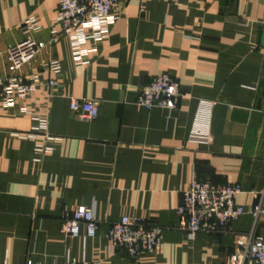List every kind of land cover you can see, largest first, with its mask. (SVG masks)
<instances>
[{
  "label": "crops",
  "instance_id": "0c3cea01",
  "mask_svg": "<svg viewBox=\"0 0 264 264\" xmlns=\"http://www.w3.org/2000/svg\"><path fill=\"white\" fill-rule=\"evenodd\" d=\"M59 1L0 0V78L11 74L8 50L27 19L46 45L20 71L38 76L34 91L12 109L0 101V264H64L68 253L101 264H225L239 236L264 238V216L255 224L250 214L264 193V0H128L87 66L66 35L51 41L62 29ZM55 59L61 73L50 87ZM165 73L181 86L177 108L139 106L141 84ZM71 98L96 101L98 117L81 120ZM201 101L214 103L208 144L191 139ZM42 115L57 140L38 160ZM195 179L242 186L236 202L247 213L226 235L188 240L177 229ZM93 205L95 236H65L68 215ZM124 216L164 228L159 254L112 250L107 233Z\"/></svg>",
  "mask_w": 264,
  "mask_h": 264
},
{
  "label": "built area",
  "instance_id": "2783aa9c",
  "mask_svg": "<svg viewBox=\"0 0 264 264\" xmlns=\"http://www.w3.org/2000/svg\"><path fill=\"white\" fill-rule=\"evenodd\" d=\"M127 1L60 0L55 19L62 25V29L53 30L51 41L66 35L71 41L75 63L79 66L89 65L90 56L96 53L99 46L109 37L110 28L117 22ZM39 30L41 25L36 18L27 19L22 26L25 38L8 50L11 74L0 78V101L5 108L12 109L18 103L24 102L38 85V76L24 77L20 71L45 49V43L31 36ZM48 69L53 75L49 86L53 87L61 73L60 61L51 60ZM182 97L179 82L171 74L165 73L141 84L137 104L148 110H174ZM213 106V102H200L191 133L192 140L207 144L212 141L210 117ZM70 108L78 113L81 120L87 122L95 120L99 115V105L93 100L71 98ZM21 111L25 113L27 108L22 107ZM48 126L46 115L34 117L33 132L42 137L35 148L38 160L53 151L52 144L57 140L48 133ZM242 191V186L237 183L213 184L210 181L195 179L184 192L177 208L180 218L177 229L184 233L188 240H194L198 234L226 235L231 224L247 213L245 208L236 202ZM263 198V192L257 195L258 203L250 212L255 224L264 216ZM83 228L86 237L95 236L99 229L94 205L73 210L63 224V233L67 237L75 238L81 235ZM163 235V227L145 219L129 216L111 224L107 233L112 250L132 259L159 254ZM64 264L101 263L77 260L68 253ZM225 264H264V238L255 236L254 232L239 236L235 242V252L227 258Z\"/></svg>",
  "mask_w": 264,
  "mask_h": 264
}]
</instances>
